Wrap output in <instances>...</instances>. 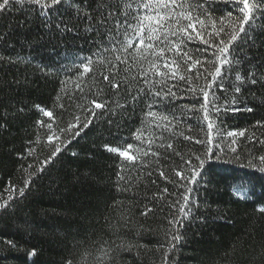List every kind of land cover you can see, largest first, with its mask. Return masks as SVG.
I'll use <instances>...</instances> for the list:
<instances>
[{
	"label": "trees",
	"instance_id": "1",
	"mask_svg": "<svg viewBox=\"0 0 264 264\" xmlns=\"http://www.w3.org/2000/svg\"><path fill=\"white\" fill-rule=\"evenodd\" d=\"M0 35L4 37L0 54L19 56L23 61L15 67L0 63V203L7 199L11 186L17 188L7 210H0V264H66L68 260L72 264H165V260L168 264H264V213L259 211L264 208V172L260 171L264 165L258 163V157L264 155V143H260L264 141V126H256L257 121L264 124V90L253 87L254 102L249 98L244 103L228 104L219 114L209 106L211 119L225 134L221 138L214 127L212 151L205 158V145L196 141L207 139V122L199 112L181 113L176 108H190L194 103L184 91L185 84L180 83L179 90L173 89L178 97L172 104L175 112L158 103L151 109L158 115L179 117L178 121L171 120L170 127H174L169 131L157 127L165 121L146 117L151 99L132 101L123 86L117 94L99 74L93 77L89 73L81 82L84 94L88 100L106 102L116 109L113 125L105 117L94 119L72 143L61 145V153L25 187L24 181L52 152L46 143L47 132L37 125L38 120L47 123L48 118L42 117L35 105L52 109L59 127H66L73 115L81 114L78 106L85 101L80 90L72 80L61 84L65 80L61 66L73 62L77 49L65 48L66 43L74 42L71 36L67 41L49 39L41 21L27 7L23 11L14 7L0 15ZM78 43L85 48L81 56L91 55L89 45L83 40ZM204 47L195 40L188 42L185 50L196 59L197 49ZM248 51L249 55L255 52ZM49 68L53 71L48 72ZM130 75L136 76L137 70L132 69ZM193 83L203 86L205 81L194 78ZM141 86L139 78L132 81L133 89ZM99 89L103 92L96 95ZM230 93L217 88L216 94L221 96L217 105H224ZM242 93L248 96L247 88H242ZM58 94L60 100L56 99ZM117 103L126 111L116 108ZM59 104H64L65 110ZM246 107L253 111L244 110ZM21 108L23 111H18ZM236 108L240 110H232ZM138 128L144 129L142 140L133 136ZM242 130L244 136L226 135ZM38 133L39 144L35 143ZM148 139L153 140L151 146ZM128 143L133 144L131 154L136 156L137 147L146 152L150 147L142 165L136 161L131 162L137 165L132 167L105 149L109 145L123 150ZM161 143L164 148L159 147ZM168 143L171 149L166 147ZM30 147L35 149L33 155H28ZM196 155L205 162L201 176L191 185V203L198 205L193 212L202 220H195L191 226L186 223L180 229L184 239L175 241V249L168 251L169 221L178 215L183 203L184 189L177 186L176 172L190 176L185 161L191 159L197 165ZM20 188H24L22 197ZM33 250L35 256L30 255Z\"/></svg>",
	"mask_w": 264,
	"mask_h": 264
},
{
	"label": "snow or ice",
	"instance_id": "2",
	"mask_svg": "<svg viewBox=\"0 0 264 264\" xmlns=\"http://www.w3.org/2000/svg\"><path fill=\"white\" fill-rule=\"evenodd\" d=\"M14 7H18L21 11L27 7L29 13H34L41 21V27L48 33L49 39L59 42L67 41L69 36L72 37L74 42L66 43L65 48L77 49V51L72 56L71 64L61 66V70L65 73V80L61 81V84L66 85L68 80H72L75 88L82 94L81 99L85 101L78 106L83 119L81 114H75L72 120L67 122L66 127H59V120L52 109L35 105L42 117L48 118L47 123L41 119L37 121V125L47 132L46 143L51 146L52 152L36 168V172L24 181L25 187L32 182V176L37 172H43L45 165L51 163L52 159L61 153V145L72 143V140L80 136L83 129L88 128L94 119L105 117L107 123L110 126L113 125L112 117L117 115L116 109L106 102L98 103L95 99L88 100L84 94L85 90L81 87V82L89 73H92L93 77L99 74L105 84L110 89L116 90L117 94L123 86L131 95L132 101L142 97L151 99L152 103L147 104L149 111L146 117L165 121L163 124H158V128L171 131L174 127V125L170 127L171 120L178 121L179 117L158 115L151 111L153 104L158 103L172 108L173 112L179 108L181 113L185 111L201 113V118L207 122V139L196 142L205 145V158L212 151L214 127L221 138L225 134L211 119L209 106L211 105L214 112L219 114L221 107L228 104L244 103L249 98L254 102L256 93L252 91L253 87L264 90V55L259 54L264 52V0H0V15ZM228 8L231 10H227ZM218 12L223 14L215 15ZM3 39L4 37L0 35V40ZM80 40L89 45L87 51L91 55H80L85 51L84 45L78 43ZM195 40H199L205 47L197 49L199 56L193 59V56L189 54L190 50L185 49L188 42ZM249 49L255 50L253 55H249ZM20 62L23 61L19 56L13 58L0 54V63L15 67ZM120 65H123V68ZM101 69L106 71L101 72ZM132 69L137 70L136 76L130 75ZM41 71L44 69L41 68ZM47 71L53 70L49 68ZM122 73L129 75H122ZM138 78L142 80L143 86L133 89L132 81ZM194 78L204 80V85L193 83ZM171 81L177 83H170ZM180 83L186 85L184 91L193 98L194 103L190 108L186 105L172 107L173 102L178 98L173 89L179 90ZM226 83L228 87H225ZM217 88L223 89L225 94H229L231 90L230 99L226 95L224 105L221 106L217 105V101L221 100V96L216 94ZM242 88H247L248 96H244ZM89 91L92 90L89 89ZM102 92L103 89H99L95 94L100 95ZM60 98L58 94L56 99L60 100ZM58 107L65 110L64 104H59ZM116 108L122 112L126 111L125 106L118 103ZM97 110L102 111L98 113ZM244 110L252 112L253 108L246 107ZM18 111L22 112L23 109ZM256 126H264V124L257 121ZM237 134L244 136L245 131L226 133L228 137L233 138ZM144 135L143 128H138L133 133L136 140H142ZM185 139H191V137H185ZM35 143H40L39 133ZM152 143L153 140H147L149 146ZM232 143H235L234 139ZM159 147L164 148L165 144L161 143ZM166 147L171 149L172 144L168 143ZM105 149L117 154L122 161L130 162L132 167L137 165L131 162L139 161L142 165L143 159L151 151L150 147L148 152L137 147L136 152L139 156L132 155V143H128L123 150L109 145H105ZM231 151L234 152L235 149ZM27 152L28 155H33L35 149L30 147ZM175 154L179 155V153ZM151 155L158 156L159 153L151 152ZM195 159L198 161L197 165H193L191 159L185 161L191 173L190 176L176 172L179 178L177 186L184 189L181 193L183 203L180 204L178 215L169 221L171 227L167 233L170 237L168 251L175 249V241L184 239L180 229H183L186 223L191 226L195 220H202L193 212V208L198 205L191 203L193 191L191 185L197 182V177L201 176L200 169L205 160L198 155ZM258 163L264 165V155L258 157ZM28 167L32 168V165ZM260 171L264 172V167H261ZM159 174L164 177L163 171ZM118 179L123 180L124 177L118 176ZM8 191L7 199L0 203V210H7L9 202L15 199L16 186H11ZM164 191L167 192V189ZM18 192L19 196H24V188L18 189ZM240 195L247 194L241 192ZM177 203L180 202L177 201ZM259 211L264 213V208ZM8 243L11 244L10 241ZM30 255L35 256V250ZM105 255L107 256L108 253L106 252ZM66 264H72V261L68 260ZM165 264H168L167 260Z\"/></svg>",
	"mask_w": 264,
	"mask_h": 264
}]
</instances>
